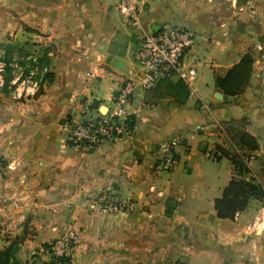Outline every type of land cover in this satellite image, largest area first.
Instances as JSON below:
<instances>
[{"label":"crops","instance_id":"obj_1","mask_svg":"<svg viewBox=\"0 0 264 264\" xmlns=\"http://www.w3.org/2000/svg\"><path fill=\"white\" fill-rule=\"evenodd\" d=\"M117 3L0 0V254L32 264V251L71 227L78 243L62 264H264V199L217 218L232 166L206 157L228 148L215 123L239 124L257 143L245 180L264 190V0H148L144 27L190 31L184 65L205 72L192 90L177 77L136 90L128 134L78 150L66 143L69 127L109 111L121 82L137 75L139 42ZM22 53L43 73L29 80ZM246 54L248 85L225 96L215 77ZM165 157L177 165L164 169ZM100 193L133 210L97 211Z\"/></svg>","mask_w":264,"mask_h":264},{"label":"built area","instance_id":"obj_2","mask_svg":"<svg viewBox=\"0 0 264 264\" xmlns=\"http://www.w3.org/2000/svg\"><path fill=\"white\" fill-rule=\"evenodd\" d=\"M148 0H118L117 10L123 16L126 24L135 33L139 48L136 56L137 75L134 80H124L116 94L112 96L111 109L97 117H86L74 122L66 135V143L78 150H88L103 143L114 141L129 132L128 119L131 116L127 110L133 93L139 89L149 91L160 80L177 77L189 90L197 78L194 67L184 65V57L194 42L192 33L185 29L176 28L169 24H163L157 31H150L144 27L140 14ZM4 54L0 51V56ZM17 59L30 62L32 77L43 73V69L34 55H17ZM87 110H82L86 115ZM216 138L222 139L235 154L240 151L231 143L222 123L216 122L211 132ZM220 154L214 151L206 152V157L212 161H218ZM252 157H249V160ZM245 162H247L245 160ZM177 165L173 157H165L162 166L171 170ZM95 209L101 213L131 212L133 204L120 198L112 197L108 193H100L93 201ZM255 219L252 226L258 220ZM78 243V232L66 227L61 234L49 243L45 248L31 252L32 264H62L68 260Z\"/></svg>","mask_w":264,"mask_h":264},{"label":"trees","instance_id":"obj_3","mask_svg":"<svg viewBox=\"0 0 264 264\" xmlns=\"http://www.w3.org/2000/svg\"><path fill=\"white\" fill-rule=\"evenodd\" d=\"M252 64L253 56L251 54L244 55L223 76L215 77V88L225 96L234 97L241 94L248 85ZM127 123L130 128H133V117H129ZM223 125L231 143L240 151L241 156L235 154L231 147H228L227 150L222 146H215L214 152L220 154L218 160L222 158L229 160L232 166V179L224 188L221 197L214 200V210L219 219H233L236 214L243 212L248 207L251 200L264 199V190L251 179L245 180L249 174V152L257 149L256 140L239 129V124L223 123ZM9 258L8 252L0 254V264H10Z\"/></svg>","mask_w":264,"mask_h":264},{"label":"rangeland","instance_id":"obj_4","mask_svg":"<svg viewBox=\"0 0 264 264\" xmlns=\"http://www.w3.org/2000/svg\"><path fill=\"white\" fill-rule=\"evenodd\" d=\"M195 70H196L197 78H198V76H200L201 73H204V72H205V69H204V68L196 67ZM23 75H24V74H23ZM197 78H196V79H197ZM7 90H8V91H11V90L8 89V88H7ZM137 90H139V89H137ZM212 130H213V129H212ZM215 163H216V162H215ZM222 163H223V162H222ZM0 176H1V170H0Z\"/></svg>","mask_w":264,"mask_h":264}]
</instances>
